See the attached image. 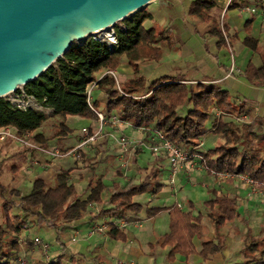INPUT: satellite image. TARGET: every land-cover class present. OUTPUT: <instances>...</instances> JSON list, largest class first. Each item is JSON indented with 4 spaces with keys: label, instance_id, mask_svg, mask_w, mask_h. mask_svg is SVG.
<instances>
[{
    "label": "trees",
    "instance_id": "obj_1",
    "mask_svg": "<svg viewBox=\"0 0 264 264\" xmlns=\"http://www.w3.org/2000/svg\"><path fill=\"white\" fill-rule=\"evenodd\" d=\"M252 1L254 0H231L228 9H241ZM188 14L208 24L207 33L217 38L219 48L229 46L239 38V33L232 32L225 22L223 10L216 0H193ZM153 18L152 13L145 8L116 24L113 32L117 43L113 48L108 42L93 37H89L83 45L73 44L42 75L17 89L16 96L22 100L31 97L39 107H49L51 117L60 119L58 136L72 133L66 124L69 115L94 121L99 120V113L106 119L114 115L135 129L161 133L189 156L198 153L201 164L209 173L227 175L229 182L241 177L256 182L264 195V116L254 114L255 107L250 100L235 101L229 90L209 77L191 82L182 74L165 75L149 82L141 76L140 62L160 60L164 54V45H171L169 27L144 26L145 21ZM253 21L251 17L245 22L243 44L261 54L263 65L256 67L249 62L244 74L253 85L264 86V54L261 52L259 39L252 35ZM123 56L126 57L134 77L118 86L116 80L106 72L117 70ZM93 83L97 85L94 89L100 90L104 97L103 104L98 99L93 100V96L89 99L88 87ZM180 107H187L183 114L178 111ZM215 109L223 116H248L249 120L244 122L242 130L241 147L233 144V134L237 127L216 116ZM39 111L33 107H19L14 100L6 97L0 98V129L9 127L17 137L30 138L40 148L47 149L52 138L39 130L49 118ZM208 131L222 137L223 142L201 150L198 147ZM89 133H92V129H89ZM136 153L141 152L137 150ZM24 154L26 155L25 152ZM25 155L20 158L25 159ZM133 162L136 163L135 157ZM2 167L3 163L0 162V173ZM19 169L17 165L12 166L15 174ZM116 175L117 178L111 185H107L103 177L93 173L88 180L89 192L85 198L72 181L70 169H61L52 179L36 176L31 190L26 194L0 179V264H20L24 246L30 245L29 240H24L21 236L28 228L27 219H32L33 225L53 230L56 241L65 249L66 243L62 237L73 228L75 222L89 213L91 206H100L95 217L124 218L131 221L135 218H129L127 212L138 215L144 209L140 202L135 201V196L149 192L155 194L162 188L160 171L155 167L138 183H123L119 180L122 172L118 171ZM211 194L212 198L203 203L207 217L215 228V236L211 239L202 236L204 217L202 214H193L191 202L188 204L191 208L188 211L178 204L146 208L148 218L162 211H168L170 215L168 233L149 243L151 251L157 247H171L166 258L174 263L178 255L190 256L196 252L193 239L197 237L201 240L199 255L204 260L223 253L227 242L219 232L220 229L227 223L233 225L235 221L245 222V219L239 212L237 193L212 191ZM106 205L110 207L106 208ZM15 210L18 212L13 213ZM107 235L116 241L128 240L125 230L112 225L109 226ZM242 253L246 264H264V238L247 234ZM98 257H94V260L97 261ZM87 259V255L78 256L66 249L62 250V255L58 258L54 256L49 261L43 259L36 264H86ZM101 259V263H104L102 257L100 261Z\"/></svg>",
    "mask_w": 264,
    "mask_h": 264
},
{
    "label": "crops",
    "instance_id": "obj_2",
    "mask_svg": "<svg viewBox=\"0 0 264 264\" xmlns=\"http://www.w3.org/2000/svg\"><path fill=\"white\" fill-rule=\"evenodd\" d=\"M179 1L186 0H176V2L172 1L173 3L169 0H166L165 2H163V4L168 7L170 4H172V7H174V4ZM192 1L193 0L189 1V6ZM254 1L248 3L246 7H243L241 9H228L231 0H216L218 6L223 10L225 22L231 27L232 32L237 31L239 33V38L232 42V47L229 45L222 48H219L217 46V38L208 35L207 23L203 22V30L199 31L197 28H195L199 26H197V22L195 20L188 19L186 13L180 17L178 16V14L174 16L171 14V18L168 21L165 20L161 25L155 21V19L159 17V14H161V10H159V6L161 5L158 4V7L154 6L151 10H149L154 18L153 20L145 21L144 26L147 28L153 25H158L162 28L169 27L171 29V35L175 36L176 40L179 37V40L176 42L180 43V47H177L175 49V52L169 55V61H167L163 65L157 63L159 65L158 67L156 66V64H154L155 67L152 71L142 73L140 75L146 78L149 82H153L159 77L165 75L175 76L178 74H182L185 75L186 78L191 82H198L201 81L204 77H209L213 79L212 81L218 83L224 89L229 90L235 101L238 102L242 101L243 99L250 100L255 107L254 114L257 116H264V86L253 85L247 80L244 74V71L249 62H252L256 67H261L263 65L261 54L253 52L243 44V39L246 35L244 25L245 22L251 17H253L254 19L252 24V35L259 39L261 46L264 44V17L260 14V11L252 13L248 9L249 7L254 6L260 7L264 3V0ZM193 29L195 30L193 32L196 33L199 40V45L197 47H190L187 44V40L184 38V34H190V30L192 31ZM211 41L215 44L214 48H211L210 46ZM235 46L237 47L238 53H236L235 51ZM230 51L232 52V55L229 59L227 55H229ZM261 52L262 54H264V51ZM236 54H239V56L241 57L243 56L244 59H236ZM233 64H235L237 68H240L242 70L241 73L230 74V70ZM165 72H172L173 74H164ZM122 76H124L123 81L125 82L132 79L134 77V74H122ZM99 96H101L100 98L102 99L98 100H100V102L103 104L104 97L102 93H100ZM92 99L95 100V98ZM234 118V116L222 117L223 120L228 122H230L229 119L234 120ZM110 122L111 121L109 118L106 122H100L99 120H89L87 123L83 124L84 126L81 128V131L78 132L82 136V133L85 130L89 131V129H92V133H98V130L102 133L104 132L106 137L103 144L99 146V149H94L93 153L87 152L86 145L85 147L81 148L79 152L76 153V155L73 154L72 156V154H70L71 152L69 151L68 155L66 156L60 155L56 157L53 156V151L50 150L51 147L49 142L48 149L45 150L44 154L42 153L44 162H41L38 160V157L33 155V152L29 151L28 163L26 164L29 168L24 173L25 179L26 181H28L29 176L32 175L33 179L31 181V184H33V180L36 176H40L45 179H52L54 175L61 169H69L71 167H75L79 170H75L72 173L71 177L75 181L74 183L76 188L79 186V188L82 189L81 191L84 194L85 198L89 192L87 189L88 180L89 177L93 175V173H96L97 176L103 177V180L107 185H111L113 180L117 178L115 177V174H117L118 171L122 172V177L119 178L121 182L127 183L129 181H133L134 183H138L143 179L144 175L151 168H157L160 171V182L162 184V188L155 194L149 192L135 196V201L140 202L144 206V209L138 215L131 212H127L126 215L131 218H135L134 221L136 222V224L142 223L143 225L140 227H138V225H133V232L131 230H128L129 226L121 229L125 230L128 234V240L126 242L112 240L108 235L104 234L103 236L99 235L98 233L96 234H98L100 237L96 236V234L95 236L96 238L99 237V239H97L96 241H94L95 239H91L92 236H94L90 231V227L93 225V223L97 222L98 224L108 219L100 216L95 217L99 213L100 206L93 205L90 208L92 212H89L82 220L77 221L74 224V229H80L78 230L79 232H84L86 234L87 232H90L89 240L91 241L85 243V240H83L75 244H70L71 246L67 244L68 246L67 248L65 247V249L59 246L58 243H56V246L54 247L56 249L55 253H58V256L62 255V250L66 249H72L71 251L78 256H83L84 254L87 255L89 257V259L87 260L89 261H86V264H95L94 262H96V264H108V260H105L104 257L100 256L104 255L106 251L117 254L118 257H120L119 259L124 261L125 263L130 262L131 258L134 257V259L137 260L138 264H161L164 261V256H167L168 252L171 250V247H157L154 251H151L149 243L155 238L168 233L170 215L168 211H162L158 215L152 218H148L146 215V208L171 207L177 204V201L180 200L182 202V208L188 211L191 209L188 205L191 202L193 205V214L203 215V224L207 217L206 208L204 207L203 203L211 199V192L215 191L211 186V176L208 175L210 173L204 171L205 169L203 170V168H201V166L199 165L200 156L198 153H194L193 155L189 156L181 164V167L177 169L176 172H174V169L170 164L169 155L167 152H164L160 155L158 151L154 153L152 152V149L145 147V144H140V135L145 133V135L150 134L151 136L152 132H148L149 130L144 129H135L131 124L123 121H119L121 124H119L118 128H113L110 125ZM210 126L208 127L209 129ZM120 127H124L127 131H130L132 133L134 137L133 141L137 140V142H134L137 144L136 146L132 148H130L131 146H129L128 148H123L122 152H125L123 154L119 150H117V135L121 134V132L124 130L123 128L120 129ZM108 128L114 131H110L108 130ZM73 133L74 130L71 134ZM84 140L85 138L83 139V141ZM83 141L80 143V145L83 143ZM219 141L223 142L222 137L208 131L204 136L202 142H206L207 145L213 147ZM81 150H83L84 152ZM137 150H140L141 153L137 154ZM127 155L129 156L128 159H126ZM141 155L147 156V161L143 165L140 164ZM94 157L97 158L93 159ZM134 157L136 158V163L133 162ZM92 168H94V170H91ZM230 192H235L239 196L240 213H242L240 211V208L242 206L245 207L246 210L249 209L251 207V204H253L254 202L250 200L247 203H243V201L245 200L241 198L243 192L242 190H233ZM105 207L108 208L110 207V205H106ZM241 215L243 216V214ZM245 219H247V217ZM221 234L225 237L223 232H221ZM109 239L114 242V244H112L110 247L112 249L110 251H100V247L98 245L103 244L104 241V244H106ZM139 240H143L146 242L149 251L154 253L157 260L152 256L150 257L149 255L144 253L139 248L138 244H135V242L137 243L139 242ZM95 242L97 243V246L85 248V245H93L95 244ZM83 243L85 244L83 245ZM193 243L195 245L196 252L191 254L190 256L178 255L173 264H207L208 261L213 260V258H215L217 255H220V259H222V261L220 262L224 264H231L229 263V261H227V257H224L226 249L223 251V253L217 254L207 260H204L199 255V252L201 250L200 238L195 237L193 239ZM97 256L99 257L96 261L94 260V257ZM100 257L103 258L104 263H101L102 259L100 261Z\"/></svg>",
    "mask_w": 264,
    "mask_h": 264
},
{
    "label": "rangeland",
    "instance_id": "obj_3",
    "mask_svg": "<svg viewBox=\"0 0 264 264\" xmlns=\"http://www.w3.org/2000/svg\"><path fill=\"white\" fill-rule=\"evenodd\" d=\"M165 1L166 0H155L150 5L147 6V9L151 10L154 6L158 7V4L161 5V6H159V10H161L160 11L161 14H159V17H158L159 19L158 18L155 19V21L157 23L162 25L165 20L168 21L171 18V16H170L171 14L173 16L178 14V16L180 17V16H183L184 14L187 13V18L190 20H195L197 22V26L199 25L198 27H195V28H197L199 31L203 30L204 23L195 19L194 17H192L188 14V7H189V3H190L189 1L190 0L179 1L176 4H174L175 5L174 7H172L173 6L172 4H170L169 7L164 5L163 2H165ZM169 1L170 2H172V1L176 2V0H172V1L169 0ZM258 14H257V16H258ZM119 23H121V22H119ZM149 24H151V23H149ZM193 31H195V30L194 29L192 31L190 30V34H184V38L187 40V44L190 47H197L199 45V40H198V36ZM178 40H179V37L176 40L175 36H172L171 45L170 46L164 45V54L160 60H158V61L149 60V59L148 60H142L140 62V74L152 71L153 68L155 67L154 64H156V66L158 67L159 66L158 64L163 65L164 63L169 61V59H170L169 55L173 54V52H175V49L177 47H180V43L176 42ZM210 46H211V48H214V46H215L214 42L211 41ZM230 46L232 47V43L230 44ZM194 49H197V48H194ZM235 51H236V53H238L236 46H235ZM261 51H264V44L261 46ZM231 55H232V52L230 51L229 55H227L229 59L231 58ZM240 57L241 56H239V54H236V59H238V60L244 59L243 56L241 58ZM190 71H192V70H190ZM113 72H114V74H117L118 82L116 81V84L118 86H120L124 82L123 81L124 76H122V74H134L131 67L127 64V59L125 56L122 57L121 65L119 66V68ZM164 74H173V73L172 72H165ZM230 74H233V73L230 72ZM234 74H236V73H234ZM189 75H191V74H189ZM100 93H101L100 90L93 89L92 90L93 98L102 99V98H100L101 96H99ZM6 98L10 99V100H14L16 98V91L14 93L8 95ZM186 109H187V107H180L178 109V111L180 114H183L186 111ZM39 110H40L39 112L41 114H43L49 118L47 120L46 124L44 125V127L42 129H40L39 131H42L47 136H50L52 138L50 140V147H51L50 150H52V151L60 150V153L63 156L68 155V153L70 151L71 152L70 154H72V156H73V154L76 155L77 151H79L81 148H83L87 145L86 146L87 152L93 153L94 149H99L100 148L99 146L102 145L104 140H105L106 135L104 134V132L102 133L101 131H99L97 129L98 133H97V138L95 141L89 142L85 145H82V144L80 145V143L83 141V139L85 137L82 136L78 132L81 131V128L84 126L83 124L87 123L89 121V119H84L80 116H75V115H69L66 118V124L71 127L72 131L74 130V133L73 134L69 133L67 136H58V121L60 119L51 117L52 111L49 107H42ZM225 116H228V115H225ZM220 117H223V115ZM211 118L213 119V116H211ZM212 119H211V121H212ZM229 120H230L231 124H233V125H235V127H237V130L235 129L234 134H233V144L241 147V145H242L241 136H242V130L244 127V122H239L235 118H234V120H231V119H229ZM248 120L249 119H246V122H248ZM211 121L209 120L208 126H210ZM119 124H121L119 121L114 123V124L110 122V125L113 128H118ZM121 128H123L124 130L121 132V134L117 135V142H118L117 146L119 147V148L117 147V150H119L123 154V153H125L124 151L122 152L123 148H128L129 146H131L130 148H132V147L136 146L137 144L132 143L133 139H134L132 133L130 131H127L126 128H124V127H120V129ZM97 130H96V132H97ZM108 130L114 131V130H111L109 128H108ZM11 131H10L11 134L9 136H6L4 139H0V162L3 163V167H2V170L0 173V179L3 183H5L9 186H16L17 188H19L21 190V192L23 194H26L32 188V184H31L32 182L31 181L33 179V176L30 175L28 178V181H26L25 176H24L25 171H27V169L29 168L26 165L28 163L29 151L33 152V155L38 157V160L41 162H44V159L42 157V153L44 154L45 151L42 148H40L37 144L33 143L30 140V138H28V142L34 144L36 147H31V146H27L26 144H23L20 140H18V137L15 134V131L13 129H11ZM86 131H88V130H86ZM82 134H84V132ZM122 136H125L128 140L127 145L124 147L120 143V138ZM140 138L143 142L142 144H145L146 145L145 147L152 149V152L155 153L158 151L160 153V155L163 154L164 152H166V150L161 148V142L153 139L152 134L149 137V136L145 135V133H143L140 135ZM204 143L207 146V148L210 147L209 145H207L206 142H204ZM219 143H220V141L218 143H216V145ZM69 145H70V147H69ZM155 148H157V150ZM81 151H83V150H81ZM24 152L26 153V155L24 154ZM145 152H146V150H145ZM145 152H144V154H145ZM24 155H25V159L20 158V157H24ZM128 157L129 156L127 155L126 159H128ZM146 157H147L146 155L140 156V164L141 165H143L147 161ZM188 157H189V155L187 156V158ZM96 158L97 157H94L93 159H96ZM183 162H181V164ZM200 163H199V165L204 170L205 169L204 166ZM13 165H17L20 167L19 171L16 174L12 171ZM69 169L71 170V176L75 170H79L75 167H71ZM204 171H206V170H204ZM208 175L211 176L210 177L211 179L210 178L209 179L211 182V186L213 187V189L215 191L220 192V193H230V191H233V190L234 191L242 190L243 192H242L241 198L243 200H245V201H243V203H247L250 200L254 201L253 204H251V207L249 209L245 210V207H243V206L240 208V211L242 212L241 214H243V218L245 219L247 217V219H245V222H242L241 220H237V221H235V224H233V225L230 223H227L219 231L220 233L223 232V234L226 237L227 248L225 250L224 257L225 258L227 257V261H229V263H231V264H246V262H245L246 259L242 253L245 236H247V234H249L251 236H256L258 238H264V195H263L258 184L252 185V184L248 183L247 181L243 180L242 178L233 179L232 182H229V181H227V178H228L227 176H223L220 174H214V173H210ZM115 177H117L116 174H115ZM72 181L75 182L73 180V178H72ZM247 184H248V186H247ZM77 188H78V191H80L82 193V191H81L82 189H80L79 186ZM0 203H1V201H0ZM179 206H181V205H179ZM17 212H18V210H15L13 213H17ZM89 212L91 213L92 211L90 210ZM31 220L32 219H27L28 228L26 230H24V232L21 234L22 239L29 240V242H30V245H28V247L24 246V249L22 250V256H23V254H25L24 258H26L28 264H36V262L43 260V257L41 255V249L39 247H37V245L32 244L34 237L39 236L51 244V246H52L51 254L58 258L60 255L58 256V253H55L56 249L54 247V246H56V243H58V241H56L55 232L51 229H48L45 226L33 225ZM128 222H129L128 223V226H129L128 230H131L132 232L134 231L132 229L133 225H135V226L138 225V227L143 225L142 223L136 224V222L134 220H131ZM96 224H97V222L93 223V225L90 227V231H92L94 225H96ZM78 230H80V229H76V228L74 229V226H73V228H71L66 233V235L64 237H62V240L66 243V248L70 244H75V243H78V242L83 241V240H85V243H87L88 241H91V240H89L90 232H87V234H86L84 232H79ZM202 233L206 239H211L212 237L215 236V228H214L211 220L208 219L207 217L202 224ZM98 234L104 236V234H102V233H98ZM98 234H96V236H99ZM84 236H86V237H84ZM96 236L95 235L92 236L91 239H93V240L95 239L94 241H96L100 237L99 236L98 238H96ZM54 237H55V239H54ZM104 238H106V237H104ZM85 243H83V245ZM104 243H105V241H104ZM104 243L101 245H98L100 247V251H102V250L110 251L112 249V248H110L111 245L114 244V242H112V240H110V239L107 241L106 244H104ZM135 244L136 245L138 244L139 248L144 253H146L150 257L152 256L153 258H155L157 260L155 255H153L151 253V251H149L145 241L139 240V242H137V243L135 242ZM59 246H60V244H59ZM92 246H97V243L95 242V244H93V245L92 244L91 245H85V248L92 247ZM70 250H72V249H70ZM100 256L104 257L105 260L107 259L108 264H119V261H120L119 258L120 257H118L117 254H113V253L106 251V253H104V255H100ZM220 258H221L220 255H217L215 258H213V260L208 261L207 264H224V263L220 262V261H222V259H220ZM86 261H89V260H86ZM127 263L138 264L137 260L134 259V257L131 258L130 262H127ZM161 264H173V263L169 262L168 259L166 258V255H165L164 261ZM252 264H255V263L253 262Z\"/></svg>",
    "mask_w": 264,
    "mask_h": 264
},
{
    "label": "water",
    "instance_id": "obj_4",
    "mask_svg": "<svg viewBox=\"0 0 264 264\" xmlns=\"http://www.w3.org/2000/svg\"><path fill=\"white\" fill-rule=\"evenodd\" d=\"M155 0H0V98Z\"/></svg>",
    "mask_w": 264,
    "mask_h": 264
},
{
    "label": "built area",
    "instance_id": "obj_5",
    "mask_svg": "<svg viewBox=\"0 0 264 264\" xmlns=\"http://www.w3.org/2000/svg\"><path fill=\"white\" fill-rule=\"evenodd\" d=\"M248 9L252 13H256L257 11H260V14L264 17V3L260 7L254 6V7H249ZM93 38L96 40L108 42V44L110 45L111 48H113L114 44L117 43L113 29L111 30V32L108 36H94ZM241 71L242 70L240 68H237L235 66V64L232 65L231 70H230L231 73H241ZM106 73H108V75L113 77L118 82L117 74H114L113 71H107ZM94 87H96V83H93L92 85H90L88 87L89 99L92 98V90L94 89ZM14 101L18 104L19 107H23V108L33 107V108H37V109L41 108L37 105L35 100L31 97L27 98L26 100H22V99H18V96H16ZM215 114L218 117H220L222 115L221 112L218 110H215ZM109 119L112 123H116L118 121H121L114 115H112V117ZM235 119L239 122H246V119H248V116L246 114H241L239 116H236ZM99 121L100 122H106L107 121V119L105 118V116L102 113H99ZM9 130L11 131V128H9V127L1 128L0 129V139H4L6 136H9L11 134ZM83 136L85 137V140L83 141L82 145L85 143H88V142L95 141L97 138V133L90 134L89 131L85 130ZM152 136H153L154 140H158L161 142V148L166 150V152L168 153L170 164H171L172 168L174 169V172H176V170L181 167V162L186 160L188 155L185 154L181 149L175 147L169 140L165 139L161 133L154 131L152 133ZM18 140H20L23 144H26L27 146L36 147L34 144L28 142L27 137H25V138H19L18 137ZM134 142H137V140L133 141L132 143H134ZM139 142H140V144L143 143L141 140H139ZM120 143L123 146H126L128 143L127 138L125 136H122L120 138ZM198 148H200L201 150H206L207 146L205 145L204 142H202ZM155 149L157 150V148H155ZM43 150L45 151L47 149H43ZM52 154H53V156H60L61 155L60 150L53 151ZM225 176H227V175H225ZM241 178L243 180L247 181L248 183L252 184V185L257 184L256 182H253L252 180H250L246 177H241ZM181 203L182 202L180 200L177 201L178 205H181ZM128 223L129 222L124 218H122V219L121 218L120 219H118V218L107 219L101 223L94 225V227L91 231V234L95 235L96 233H102V234L107 235V230H108L110 225H112L114 228H117V229H124L128 226ZM33 241H32L33 244L37 245V247H39L41 249V255H42L43 259L49 261L54 257L51 254L52 246L48 241L44 240L43 238H41L39 236L34 237ZM24 257H25V254H23V256H22V253H21L20 259H19L20 264H28L26 258H24ZM119 264H133V263H125L124 261L120 260Z\"/></svg>",
    "mask_w": 264,
    "mask_h": 264
},
{
    "label": "bare ground",
    "instance_id": "obj_6",
    "mask_svg": "<svg viewBox=\"0 0 264 264\" xmlns=\"http://www.w3.org/2000/svg\"><path fill=\"white\" fill-rule=\"evenodd\" d=\"M111 31L108 30H104V31H100L97 35L99 36H108L110 34Z\"/></svg>",
    "mask_w": 264,
    "mask_h": 264
}]
</instances>
